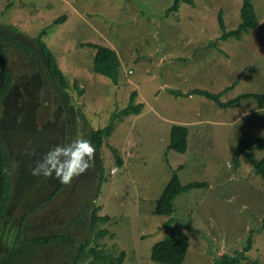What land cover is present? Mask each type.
Wrapping results in <instances>:
<instances>
[{
    "label": "rangeland",
    "instance_id": "obj_1",
    "mask_svg": "<svg viewBox=\"0 0 264 264\" xmlns=\"http://www.w3.org/2000/svg\"><path fill=\"white\" fill-rule=\"evenodd\" d=\"M174 2L0 0V24L13 25L30 38L42 36L54 54L72 86L68 90L71 104L83 113L81 126L86 132L108 126L115 114L128 107L134 91L135 104H144L140 115L116 118L113 133L100 151L99 179L95 182L89 177L91 182L85 185L81 199L87 218L88 205L95 203L98 190L99 214L109 219L96 223L92 232L86 220L88 228L80 230V237L86 240L80 264H102L91 248L100 255H112L113 263L159 264L151 258L154 245L183 236L190 239L183 264H215L222 255L245 252L250 237L253 246L240 264H264V182L244 156L239 165L234 161V150L242 138L264 137V108L252 113L257 101L249 97V114L238 119L240 108L231 111L223 125L207 119L206 97L171 94V90L217 89L211 76L221 79L220 72L210 64L221 58V47L229 54L227 61L224 58L229 83L242 79L222 100L229 101L245 91L264 94V0H252L263 27L246 32L242 42L231 37L225 43H221L219 13H223L227 31L237 29L244 0L182 2L178 11L168 14ZM59 18L64 19L57 22ZM90 43L116 50L121 61L120 84L95 72L97 50ZM7 52L11 65L17 66L25 58L17 48ZM75 82L84 91L81 97L73 88ZM55 86L49 79L43 89V96H50L51 101H44L40 123L46 122L59 104ZM174 125L190 128L184 154L168 149ZM255 156L263 158L264 149L255 151ZM174 171L183 185H209L179 194L175 213L159 215L157 202ZM65 201L68 204H63ZM56 202L50 213L58 208L63 225L71 223L83 208L71 197ZM58 224L61 222L57 221L56 227ZM122 253L125 256L118 262Z\"/></svg>",
    "mask_w": 264,
    "mask_h": 264
},
{
    "label": "flooded vegetation",
    "instance_id": "obj_2",
    "mask_svg": "<svg viewBox=\"0 0 264 264\" xmlns=\"http://www.w3.org/2000/svg\"><path fill=\"white\" fill-rule=\"evenodd\" d=\"M14 48L17 47H6L4 59L0 55V83L5 80L6 74L12 76L10 93L0 96V185L11 187L8 193L10 200L0 215V250L10 255L16 245L14 240L19 235L24 240L43 236L51 242L34 245L30 258H25L22 264H80L86 251L82 249L86 240L80 235L88 220L84 208L86 204L81 197H84L85 185L91 182L89 177L95 182L99 179L100 152L96 149L95 166L75 177L71 184H61L54 177L32 175L34 161H39L45 149L58 144L67 145L78 136L89 139V132L81 126V110L71 102L61 101L57 85L55 101L59 104L51 117L40 123L39 114L45 106L44 101H51L50 96L44 97L42 92L49 85L52 72L45 59L39 65L32 55L25 52V58L19 60L17 66L11 65L7 50ZM64 197L76 199L83 205L68 225L62 224L58 208L50 213L52 206L57 204L55 200ZM63 204H68V201ZM57 221L61 224L56 227ZM61 227L64 229L61 230ZM62 237H65L63 241L60 240Z\"/></svg>",
    "mask_w": 264,
    "mask_h": 264
},
{
    "label": "trees",
    "instance_id": "obj_3",
    "mask_svg": "<svg viewBox=\"0 0 264 264\" xmlns=\"http://www.w3.org/2000/svg\"><path fill=\"white\" fill-rule=\"evenodd\" d=\"M189 3L193 4V0H175L174 4L169 8L168 14L171 11H178L180 8V3ZM64 18H59L57 22L62 21ZM219 22L220 28L223 30V34L221 39H228L231 37L240 38L243 32L248 31L249 29L260 28L261 24L258 21L257 14L255 11L254 4L252 0H244L242 10H241V23L237 29L227 31L226 25L223 19V13H219ZM11 45L16 46L21 51L32 55L34 59L37 60L40 65L45 59V64L49 66L50 71L52 72V79L56 81L58 93L57 95L61 97V101L65 100L70 104L71 96L69 93V89L72 88L70 83L66 80L63 72L60 70L57 61L55 59L54 54L49 50L47 45L43 42L42 36L37 38H30L25 34H22L18 28L13 25H5L0 24V55L4 59L5 58V49ZM90 47H93L97 50L95 57V72L101 75H104L108 78H111L115 84H120L121 77V61L116 50L109 46L99 45V44H89ZM11 74H6L5 80L0 83V96H8L10 93V85H11ZM51 78V77H50ZM73 88L78 91L80 97L84 95V91L78 85L77 82L74 83ZM226 91V90H225ZM225 91H221L219 93L211 92L205 89H193L188 92L180 91V90H171V93L176 96H192L199 95L206 97L208 100L213 101L220 108L228 109L236 106L237 103L242 101L243 99L253 97L257 101V106L259 108H264V95L256 94V93H245L241 94L232 100L225 102L222 100V96ZM137 97V92H133L128 107L123 110L120 114H115L113 119L110 121L109 125L100 128L97 130H91L88 133V137L96 147L98 153L102 150L104 146V141L108 139L112 133L114 126L116 125V118H121L122 115L129 116H137L142 113L144 108V104H135V99ZM80 111V109H79ZM118 113V112H117ZM190 134V128L187 125H174L171 128L170 132V143L168 146L169 150H174L178 153H186L188 151V138ZM264 149V137L255 135L251 139L242 138L239 146L234 150V161L237 165L240 164L241 157L244 156L246 160L253 166L256 173L262 178L264 182V157L259 159L255 156V151H259ZM113 153L116 156L119 163H122V158L118 155V153L113 149ZM101 160V159H100ZM102 163V160H101ZM180 166L179 168H181ZM4 174V170L2 175ZM104 178L101 180L103 181ZM207 183L200 182H192L186 185H183L180 181L179 175L177 171H174L171 180L166 185L161 197L157 202L156 213L159 215H171L175 213L174 201L175 198L186 191L194 188H202L208 187ZM10 186L4 187L1 183L0 185V215L3 212V208H6L7 201L10 200V196L8 193L10 191ZM99 191L97 190L94 198V201L90 205V212L88 213V218L90 221V231H93V228L96 223L99 221H105L109 219V216H101L99 212L102 210V207L98 206L96 203V199ZM85 212H87L85 210ZM89 221H85L89 222ZM85 228L87 227V223L85 224ZM102 233V232H101ZM100 233V234H101ZM103 234V233H102ZM101 234V235H102ZM14 242L16 245L9 253L5 254L6 251L2 252L0 250V264H22L25 258H30L33 252V246H38L42 244H46L51 242L48 237L38 236L33 238L32 240H24L22 235ZM100 236V235H99ZM22 238V241H20ZM65 237H62L60 240H64ZM7 240V239H6ZM1 242V238H0ZM1 245V244H0ZM190 239L188 237H170L166 240H163L159 243H156L153 247L151 258L153 261L159 264H183L187 251L189 249ZM253 246V240L250 237L248 246L245 249V252H239L234 256H226L222 255V257L215 264H240L243 260L246 259V251L250 250ZM82 247V249H86ZM90 252L95 255L96 260L100 259L102 264L103 262L108 261L107 264H118L113 263L112 255H100L99 252L95 248H91ZM124 253L121 254V257L118 259V262L123 260ZM100 262V263H101ZM252 264H260V263H252Z\"/></svg>",
    "mask_w": 264,
    "mask_h": 264
},
{
    "label": "clouds",
    "instance_id": "obj_4",
    "mask_svg": "<svg viewBox=\"0 0 264 264\" xmlns=\"http://www.w3.org/2000/svg\"><path fill=\"white\" fill-rule=\"evenodd\" d=\"M262 27L261 25L260 28ZM248 31L243 32L241 37L237 39H241ZM228 39L221 40L226 41ZM95 154L96 148L91 140L78 136L67 145L58 144L45 149L39 161H34V167L31 169L32 175L54 177L61 184L68 185L75 177L84 174L95 166ZM113 172L114 170H112Z\"/></svg>",
    "mask_w": 264,
    "mask_h": 264
},
{
    "label": "crops",
    "instance_id": "obj_5",
    "mask_svg": "<svg viewBox=\"0 0 264 264\" xmlns=\"http://www.w3.org/2000/svg\"><path fill=\"white\" fill-rule=\"evenodd\" d=\"M244 38L245 37L242 36V38L241 39H238V40L242 42L244 40ZM251 41H254V40H251ZM225 42L226 41H223L222 40L221 43H225ZM252 44H254V42H252ZM220 51L222 53L221 58L218 59L217 62H211V64H210V66L213 69H215L216 71H219L220 72V77H221V79H218L217 75H215V76L212 75L211 76L212 86L214 88H217V89H214L211 92H215V93H219V92H221L223 90L224 91L226 90L225 92H228L230 90V88H233V87L235 88L242 81V79H239L236 83H229V81H228V78H229V68H228V65H225L224 66V58L227 61L229 59V54L228 53H225L224 52V49L222 47L220 48ZM245 72H246V70H244L243 72H241V74H244ZM195 89H201V88H195ZM190 90H193V89H190ZM205 90H207V89H205ZM188 91L189 90H186L184 92H188ZM245 93H253V94L256 93V94H260L261 92H248V91H245V92H243L241 94H245ZM241 94H239V95H241ZM189 98H192V96H190ZM208 101H211V100H208L207 99V101L205 102V104L208 103L206 116H208L207 119H209V122H211V123H219V124L225 125L226 124V121L228 120L227 117H228V115H230L231 111H235L236 109H239V108H240V115L238 116V119L241 118V117L244 118V117H246L249 114L248 109H247L248 104H246L247 103L246 101H248V98L243 99L242 101H240L239 103H237L235 107L229 108V109L220 108L217 104H212L211 102H213V101H211V102H208ZM255 105H256V107L253 106V109L254 110L252 111V113L263 110V109H260V108L257 107V103ZM215 118H218V119H215ZM257 136H259V135H257Z\"/></svg>",
    "mask_w": 264,
    "mask_h": 264
}]
</instances>
